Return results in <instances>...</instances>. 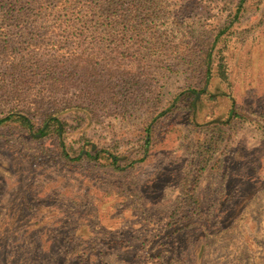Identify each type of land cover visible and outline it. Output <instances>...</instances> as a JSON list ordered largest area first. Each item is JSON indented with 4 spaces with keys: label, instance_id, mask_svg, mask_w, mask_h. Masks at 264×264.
<instances>
[{
    "label": "rangeland",
    "instance_id": "rangeland-1",
    "mask_svg": "<svg viewBox=\"0 0 264 264\" xmlns=\"http://www.w3.org/2000/svg\"><path fill=\"white\" fill-rule=\"evenodd\" d=\"M156 2L58 82L0 58V264H264V0Z\"/></svg>",
    "mask_w": 264,
    "mask_h": 264
},
{
    "label": "trees",
    "instance_id": "trees-1",
    "mask_svg": "<svg viewBox=\"0 0 264 264\" xmlns=\"http://www.w3.org/2000/svg\"><path fill=\"white\" fill-rule=\"evenodd\" d=\"M157 9L156 0H0V38L11 36L16 44L12 47L7 39L5 46L0 40V58L10 60L17 82H21L19 74L25 63L31 67L25 68L27 74L36 75L43 69V74H52V80L58 82L64 56L80 57L79 51L90 59L102 56L103 42L111 33H116V39L131 42L145 24L155 22ZM7 26L21 29L10 33L2 28ZM38 26L41 29L37 30ZM22 38L28 41L24 48L18 47ZM4 120L1 118L0 124ZM186 203L190 207L193 201Z\"/></svg>",
    "mask_w": 264,
    "mask_h": 264
}]
</instances>
